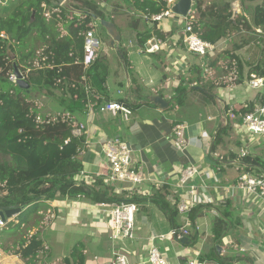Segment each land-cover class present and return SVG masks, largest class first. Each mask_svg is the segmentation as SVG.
<instances>
[{"label":"crops","instance_id":"1","mask_svg":"<svg viewBox=\"0 0 264 264\" xmlns=\"http://www.w3.org/2000/svg\"><path fill=\"white\" fill-rule=\"evenodd\" d=\"M141 24L142 27L129 33L125 44L119 46L117 43L118 48L126 50L128 73L124 65V72L116 71L112 48L107 46V49H102L106 51L102 53L107 55L110 62L106 85L109 96L107 100H132L135 97L158 94L170 101L169 106L172 102L173 108L161 109L154 103H146L145 98H140L138 102L141 106L138 109L141 112H138L137 108L132 109L130 120H125L121 113L114 115L111 112H100L91 106L82 115H78V121L86 126L84 147L79 154L84 164L82 179H88L84 186L93 192L97 200L94 202L86 197L60 199L53 197L51 193L42 194L47 212L52 210L54 216L51 217L46 212L47 218L40 221V225H34L31 233L40 230L50 250L53 244L57 245L56 252L63 251L64 244L70 243L66 247L68 250L76 242L84 241L87 248V264H110L113 249L118 246L124 252L125 245V251L131 261L138 263L147 260L151 235L166 234L173 226L184 223L186 218V224L191 229L188 235L191 244L173 239L156 240L169 264H185L190 257L204 258L207 264H264V203L239 189L236 184L239 175L245 172L246 164L242 156L246 155H242V150H245L252 160L264 161V135L251 137L243 131L240 132L238 124L241 123H237L230 116L234 108L239 109L248 102L256 101L259 90L246 88L244 85H228L223 94H219L222 90L219 86L216 103H206V106L201 104L200 111L188 112L183 96H176L175 92L181 76L188 72L189 64L199 61L198 57L189 53L184 45L175 42L180 34L173 20L159 25L165 33L172 30L168 35L169 46L155 53L142 52L138 32L145 26L150 27L145 25L143 20ZM133 68L142 73L141 78L148 91L131 86L136 79V73H131ZM123 81L126 83L124 87L121 84ZM126 89L128 94L124 95ZM170 96L172 100L168 98ZM193 101L197 102V99ZM225 106L230 107L227 115L223 111ZM65 115L73 118L69 112H65ZM179 119L187 122L188 145L184 152L178 151L173 144V127ZM222 124L230 127L227 134H223L220 142L214 146L216 133ZM115 136H120L129 143L132 154L134 153V166L145 178L134 194L109 186L113 188L117 199L135 200L139 206L136 214V239L118 244L110 240L109 214L103 210L110 207L101 205L104 201H113L108 197L104 198L99 191L100 187L94 183L99 179L107 185L104 179L110 168L102 147L105 139ZM190 163L195 164L200 171L194 178L197 186L194 192L195 202L186 216H177L173 221L168 205L171 208L177 200L174 186L179 181L182 169ZM254 168L256 175L262 171L260 162L256 163ZM166 187L169 193L162 197L161 189ZM184 194L185 197L188 196L187 193ZM227 203L230 204L229 216L223 214ZM42 213V210L39 211V214ZM16 217L17 215L13 219ZM218 219L226 222V228L216 237L213 229ZM1 253V263L6 261L3 264H24L17 255L7 254L3 250ZM55 258L59 257H55L53 253L48 260Z\"/></svg>","mask_w":264,"mask_h":264},{"label":"trees","instance_id":"2","mask_svg":"<svg viewBox=\"0 0 264 264\" xmlns=\"http://www.w3.org/2000/svg\"><path fill=\"white\" fill-rule=\"evenodd\" d=\"M110 1L112 0H65L63 4H59L57 0H19L15 6L11 7L12 2L9 8H5L4 15L0 14V34H7L6 39L0 37V203L9 206L27 202L23 210L25 213L17 215L16 218L19 219L15 220L12 227L0 228V248L8 254L17 255L24 264L46 263L44 259L51 257L50 248L46 246L40 230L31 236H17L21 228L31 222L30 215L39 214V211L47 208L42 194L51 193L53 197L60 199L86 197L94 202L97 200L90 189L75 183V177L84 169L79 158L84 147V135L77 137L73 130L80 125L78 115H82L90 106L99 109L109 99L106 92L110 67L107 55L101 49L88 66L84 65L83 56L84 33L96 27L94 15L108 18L99 3L107 5ZM130 1L133 10L128 11H131L133 19L139 16L134 25L140 24V18L144 15L161 12L167 3V0ZM244 2L245 0H241V3ZM46 9L54 11L51 17L45 16ZM119 9H122L120 4H114V11ZM193 11L199 13L198 20L191 21L194 30L214 44L228 38L231 33L244 29L249 32L264 30V4L249 6L244 13L233 17L229 0H213L209 4L196 0ZM143 21L146 25V20ZM138 28L136 26L132 29ZM153 33L166 39L172 30L165 33L158 25L152 28L145 26L138 32L141 48H144ZM33 41L42 42L41 53L37 54ZM178 44L184 45L182 39H179ZM249 44L250 40L244 39L241 44L235 45L234 50H224L221 54L229 59L225 71L233 73V85H243L253 75L264 77V58L244 61L236 53ZM119 49L121 61L129 72L126 50L121 47ZM217 62L218 56L215 59L210 56L208 69L216 67ZM14 63L30 83V88L34 86L39 91L57 89L62 92V114L40 116L36 109L37 103L28 97L30 89H23L10 79L14 75ZM205 68L201 60L189 64L188 72L181 76L176 88V96H183L185 109L190 113L200 111L201 104L206 106V103L211 105L217 102L216 89L219 82L216 79L209 80ZM188 96H197V102H187ZM140 98H145L146 103L152 104L149 96L118 101L124 102L132 110L141 106L138 102ZM260 100L259 94L256 101L248 102L239 109L234 108L233 111L237 113L236 122L241 123V115L252 110ZM169 108H173L172 102L167 109ZM229 109V106L224 107L226 115ZM65 112L73 115L72 120L68 119ZM176 121L174 125L182 122L181 119ZM229 127L223 124L220 126L214 146L220 142L223 134H227ZM242 160L246 164L245 172L252 174H257L254 167L260 162L264 175V161L252 160L247 154L242 156ZM94 183L100 187L99 191L104 198L119 201L112 187L99 179ZM161 193L162 197H166L168 188L161 189ZM159 205L162 206L160 202ZM229 205L227 203L224 208L225 216L230 214ZM168 209L174 221L178 216V209L176 205L171 208L168 205ZM36 221L35 225H40V221ZM239 223L241 225L240 221ZM225 228L226 222L218 219L213 229L215 236L221 235ZM8 238L12 240L8 242ZM64 260L67 264H87L85 242H76Z\"/></svg>","mask_w":264,"mask_h":264},{"label":"built area","instance_id":"3","mask_svg":"<svg viewBox=\"0 0 264 264\" xmlns=\"http://www.w3.org/2000/svg\"><path fill=\"white\" fill-rule=\"evenodd\" d=\"M178 0H167L166 8L159 13L151 14L150 16L144 15L141 20H146V23L152 28L154 25H161L167 20H173L178 32V39L175 41L178 43L179 39H182L186 50L194 54L201 60V64L206 67L208 71V58L213 54L216 49V44L211 40L201 37L193 28L191 21H183L181 18L184 16L178 15L173 11V6ZM51 12L48 10L45 12V16H49ZM189 19L191 16V10L188 14ZM186 18V17H185ZM2 39L7 38V34L2 32L0 34ZM169 38L162 39L153 34L145 43L144 48H141L142 52L155 53L163 51L165 46H169ZM105 44V42H104ZM102 46L95 28H91L84 33V56L83 63L85 66L90 65L97 57ZM12 81H16L17 77L14 74L10 78ZM251 87L260 89V102L257 103L254 108L241 115L242 122L238 124V130L240 132L246 131L248 135L254 137L255 135H264V77L252 76L249 81ZM100 112H111L114 115L121 113L125 120H130L132 114L131 110L126 106L124 102L112 101L105 103L99 108ZM231 118L235 120L237 113L231 111ZM187 122H179L173 127V144L174 147L181 152H184L188 139L186 136ZM86 126L84 123H80L75 127L73 133L77 137H81L85 134ZM245 134V132H244ZM104 156L109 163L110 171L106 174L104 182L108 186L114 187V189L122 191H129L134 194L137 191V186L141 184L145 178L142 172L137 169L132 160V148L129 143L120 136L113 138H107L104 140L102 147ZM246 151L242 150V155H246ZM200 174L199 168L195 164L186 165L179 176L178 183L174 186L177 200L172 204L176 205L178 209V216H186L188 211L193 207L194 192L196 190V184L194 178ZM83 171H81L75 177V183L81 186L86 185L88 182L84 180ZM121 184V185H120ZM126 184V185H124ZM237 186L242 191L255 196L264 203V175H256L248 172H243L237 179ZM85 187V186H84ZM185 193L188 196L185 197ZM1 200V199H0ZM103 207L109 206L107 211L109 214L108 224L110 228V240L114 244L125 241H133L136 239L135 226H136V214L139 210L137 201L131 199H119V201H113L111 203L102 202ZM0 206H3L0 203ZM48 213L51 217L54 216V212L49 210ZM9 221V220H8ZM184 223L179 226H173L171 230L166 234L151 235V244L148 249V257L144 262L133 263L129 257L127 251L120 250L117 246L113 249V259L110 264H169L168 258L162 252L160 246L156 244V240H177L180 241L182 237L190 234L186 218ZM7 222L2 221L0 218V228L6 226ZM198 229V226H197ZM185 264H207V260L199 257H190Z\"/></svg>","mask_w":264,"mask_h":264},{"label":"rangeland","instance_id":"4","mask_svg":"<svg viewBox=\"0 0 264 264\" xmlns=\"http://www.w3.org/2000/svg\"><path fill=\"white\" fill-rule=\"evenodd\" d=\"M18 1L19 0H12V1L11 0H0V14L4 15V9L9 8V6L11 5L12 2H13L12 3L13 5L11 7L15 6V4H17ZM203 1L205 4H209L213 0H203ZM229 1L231 4V10L233 13V17H236L237 14L244 13L245 9H248L249 6L254 7L256 4H264V0H255L253 2L245 0L244 3H241V0H229ZM195 2H196V0H193L192 9L194 7ZM114 4H120L122 9H119V11H114ZM99 6H101V8L104 10L103 12H104L105 16L108 17L107 19H109V20L112 19L111 21L116 23V25L118 26V29L121 32L122 39L118 43L119 46H121L122 44H125L127 37H129V33H131V31L133 30L132 28H135L136 26L142 27L141 22H140V24L137 23V25H134L135 19L137 17L139 18V16L137 15V17H135L133 19V17H132L133 15H132V13H130L133 10V7L131 6L130 0H112L107 5L104 2H100ZM128 9L131 11H128ZM192 9H191V16L192 17H190V19H189V17H186V18L182 17L181 19L183 21L188 22V21H192V20H198L199 13L197 11L192 12ZM47 11H48V9L45 10V12H47ZM50 12H51V14L48 17H51L53 15L54 11H50ZM56 12H58V11L56 10ZM140 19H142V18H140ZM99 21L100 20L97 19L95 22L96 23L95 30L97 31V34H98L100 40L102 41V46L100 49H104L105 47L107 49V45H105L104 42L108 41L109 36H108L105 28L100 25ZM244 39L250 40V44L245 46L241 50L236 51V53H238L244 61H246V60L253 61V60H258V59L264 58V49H262V47L264 46V30L258 29L257 32H255V31L249 32L246 29H244L243 31L231 33V35L228 38L221 39L220 41H218L216 43V49L214 50L213 54L211 55L213 59H215L218 56L217 66L216 67H210L209 70L206 71V75H207V78L209 80L216 79L219 82V86L222 87V90L219 91V94H223L225 87H227L228 85H233L232 78L234 77L233 73H227L225 71V67L228 64L229 59L227 57H225L224 55H221V54L224 50H231V51L234 50L235 45L241 44ZM32 43H34V41ZM34 45H35V48L37 50V54L41 53L43 51V44L41 41H36L34 43ZM112 50H113L112 53L114 55V57H112V58L114 59V62H116V65H117L116 71L117 72H119V71L124 72V68H123L121 58H119V56H120L119 48H112ZM102 52L106 53V51H104V50ZM198 59L199 58H197V60ZM35 62H37V61H35ZM38 65L39 64H36V66H38ZM112 66H113V68H115L114 65H112ZM135 68H133V72H131V73H134V72L136 73L134 75V77L136 79L133 80L134 83L132 82L131 86H133L135 89L140 88V90H141L144 88L148 91V88L145 87V85H146L145 82L141 78L142 73L138 72ZM247 69L248 68L246 67V70ZM29 70L30 69L28 68V71ZM249 81L250 80L247 79V80H245V83L243 84L246 88L251 87L249 84ZM121 84H122V87H124L126 83H125V81H123ZM258 90L260 91V89H258ZM125 91H126V93L124 95L128 94L127 93L128 89H126ZM216 92H218L217 89H216ZM61 96H62V92L60 90L52 89L49 91L46 89L43 91H39V90H36V87H34V86H32L30 88V91L28 94V97L37 103L38 106L36 107V109L38 110V113L42 117L49 116V115L56 116V115H59L61 113L60 111L63 110L62 105L60 103ZM171 96L168 98L172 100ZM193 99H197V96H192V97L188 96L186 98L187 102H189V103L195 102V101H193ZM150 103H152V102H150ZM136 108H137L138 112H141L138 109L139 107H136ZM67 117L69 120H72V118H70L69 116H67ZM244 132L247 133L246 131H244ZM133 155H134V153L132 154V156ZM133 159H134V156H133ZM258 173L261 174L262 172H258ZM42 211H43L42 214H35L36 216L34 214L30 215L31 216V222L28 224V226L22 227L21 232L18 233L17 236H20V235L31 236L32 234L36 233V232L31 233V231H32L31 228L36 224V222H37L36 220L42 221L45 218H47V215L49 214L47 212V209H43ZM23 213H25V211H23L21 213V215ZM45 213L47 215H45ZM17 219H19V218H15L13 220L7 221L6 226L8 228L12 227L15 224L14 223L15 220H17ZM11 240H12V238L7 239L8 242H10ZM69 245H70V243L64 244L63 245V251L61 250V252L60 251L56 252L57 245L53 244V246L51 247V250H50L51 251V257H52V254L54 253L55 257H59V258H55L53 260L51 259V260H49V262L47 261L48 259L47 260L44 259V261H46L48 263H40L39 262L38 264H67V262L64 260L63 255H69V253H70L69 249L70 248L68 250H66V247H68ZM1 250L2 249L0 248V264H3L6 261H2L3 263H1V258L3 257ZM20 260L23 261L22 259H20Z\"/></svg>","mask_w":264,"mask_h":264},{"label":"water","instance_id":"5","mask_svg":"<svg viewBox=\"0 0 264 264\" xmlns=\"http://www.w3.org/2000/svg\"><path fill=\"white\" fill-rule=\"evenodd\" d=\"M59 4H63L65 0H57ZM193 6V0H178L175 5L173 6V11L181 16L187 17L190 10ZM95 20L99 19L100 24L105 28L107 31V34L109 36V39L107 42H105V45L109 46L110 48H118L117 43L121 41V33L118 29V26L115 22L107 19V18H99L98 16H93ZM15 69L14 74L17 77L16 83L23 89L29 90L30 89V83L24 78L23 74L20 72L16 64L14 63ZM125 71L128 73L127 68L124 66ZM149 101L158 105L161 109L168 108L170 101L163 98L161 95L154 94L149 96ZM27 205V202H24L22 204L18 205H3L0 206V218L2 221L7 222L8 220H11L16 215H20L24 207ZM180 242L184 244H191V240H189V237L185 236L180 239Z\"/></svg>","mask_w":264,"mask_h":264}]
</instances>
